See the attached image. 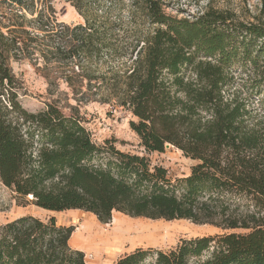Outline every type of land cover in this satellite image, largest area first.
<instances>
[{
	"label": "trees",
	"instance_id": "trees-1",
	"mask_svg": "<svg viewBox=\"0 0 264 264\" xmlns=\"http://www.w3.org/2000/svg\"><path fill=\"white\" fill-rule=\"evenodd\" d=\"M52 1L0 0L7 5L0 8L1 183L37 207L79 209L101 223L117 211L229 230L182 239L168 251L138 247L110 264H264V23L213 8L176 17L160 0H140L156 27L113 92L145 151L169 143L195 161L187 175L171 178L145 155L96 143L75 112L54 102L38 111L22 106L8 60L29 55L38 40L48 61L57 54ZM64 1L84 24L71 27L61 59L99 57L107 47L101 0ZM26 13L31 30L19 28ZM73 230L53 216L8 221L0 227V264H85L84 252L70 246Z\"/></svg>",
	"mask_w": 264,
	"mask_h": 264
},
{
	"label": "rangeland",
	"instance_id": "rangeland-1",
	"mask_svg": "<svg viewBox=\"0 0 264 264\" xmlns=\"http://www.w3.org/2000/svg\"><path fill=\"white\" fill-rule=\"evenodd\" d=\"M160 1L163 11L171 16L192 18L213 8L233 12L239 20L245 22L264 23V0ZM52 3L57 24L53 38L54 44L58 46L57 54L48 55L51 56V61H48L42 51L37 49L44 48L42 40H38L41 41L38 42L40 47H33L32 53H20L18 57L11 56L8 60L21 85L19 99L22 106L29 111H38L45 107V103L54 102L66 115L74 112L79 114L96 143L103 144L105 140H109L117 149L145 155L152 165L163 166L171 178L187 175L195 161L173 145H165L162 152L145 151L129 126V120L133 118L131 112L117 103L114 96L115 77L121 78L129 69L135 57V50L144 44L156 27V24L149 21L141 1L114 0L110 3V0H101L104 12L103 36L107 47L99 57L82 60L74 57L61 59V51L70 44L71 27L84 24V18L67 1L53 0ZM6 6L0 4V8L4 10ZM25 16L23 26L19 28L31 30L27 20L32 16L28 13ZM48 39L50 38H46L44 42L51 44ZM48 47L54 48L50 45ZM89 74H92L93 78H90ZM30 198L31 196H16L0 181V227L23 215H33L44 220L53 216L57 224L74 226L72 235L75 237L72 239L71 235L70 246L84 252L85 264H110L123 253L138 247L168 251L182 239L229 231L209 223L196 224L187 219H151L117 211L112 212L108 223H101L92 213L79 209L60 212L46 210L34 205ZM119 224L127 229V235L124 234L120 243L110 248L104 247L103 240L112 236L116 225ZM86 225L93 227L92 237L99 236L98 244L95 245L97 244L101 252H89L85 249L86 237L81 231ZM144 264H151V258Z\"/></svg>",
	"mask_w": 264,
	"mask_h": 264
},
{
	"label": "bare ground",
	"instance_id": "bare-ground-1",
	"mask_svg": "<svg viewBox=\"0 0 264 264\" xmlns=\"http://www.w3.org/2000/svg\"><path fill=\"white\" fill-rule=\"evenodd\" d=\"M92 230H93V227L91 225H86L81 231V232H83V234L86 237V239H85L86 243H84L85 249L89 252H96V253L101 252L100 248L96 246L98 244L97 239L99 238V236L97 235L95 238L92 237L93 236ZM124 234L127 235V229H124L122 224L116 225L114 232L112 233V236H109V238H106L103 240V243L105 244L104 247L110 248L113 245L120 243V241H122L124 239V236H125ZM74 237L75 236L73 234L72 239ZM83 242H84V240H83ZM95 243H97V244L95 245ZM80 246H81V244H80Z\"/></svg>",
	"mask_w": 264,
	"mask_h": 264
},
{
	"label": "crops",
	"instance_id": "crops-1",
	"mask_svg": "<svg viewBox=\"0 0 264 264\" xmlns=\"http://www.w3.org/2000/svg\"><path fill=\"white\" fill-rule=\"evenodd\" d=\"M66 211H69V210H66ZM131 251V250H130ZM130 251H127V252H125V253H129ZM125 253H123L122 255H124Z\"/></svg>",
	"mask_w": 264,
	"mask_h": 264
},
{
	"label": "water",
	"instance_id": "water-1",
	"mask_svg": "<svg viewBox=\"0 0 264 264\" xmlns=\"http://www.w3.org/2000/svg\"><path fill=\"white\" fill-rule=\"evenodd\" d=\"M169 145H170L169 143L166 144V146H169Z\"/></svg>",
	"mask_w": 264,
	"mask_h": 264
}]
</instances>
